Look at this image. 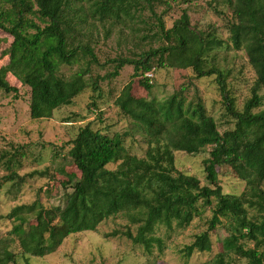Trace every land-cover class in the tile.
Listing matches in <instances>:
<instances>
[{"label":"trees","instance_id":"trees-1","mask_svg":"<svg viewBox=\"0 0 264 264\" xmlns=\"http://www.w3.org/2000/svg\"><path fill=\"white\" fill-rule=\"evenodd\" d=\"M166 2L0 0V30L12 38L0 59L6 60L0 66V91L17 93L6 81L7 75L27 87L30 119L50 118L55 110L72 105L86 89L97 93L98 78H89L91 66L98 61L88 39L94 31L107 37L111 27L132 23L135 52L112 59L113 70L105 78H115L120 69L131 66V77L140 78L138 83L149 94L148 73L156 68L191 69L197 78L214 76L233 124L219 133L201 102H187L184 90L164 100L137 98L131 94L129 81L114 103L140 132L146 143L144 153L131 154L124 133L109 135L90 124L78 129L67 155L79 177L71 174L61 183L71 189L64 205L44 207L35 201L0 216L12 223L8 239L0 240V264L44 258L70 235L95 232L103 221L117 215L135 226L134 233L128 228L122 234L152 254L154 246L163 248L155 235L160 227L185 229L206 208L211 209L207 229L183 247L186 260L195 253L211 252V232L224 220L229 234L221 242V251L201 264H239L238 260L264 264V113L256 112L262 101L259 92H264V0H225L230 8L227 40L234 50L244 51L255 76L251 96L240 110L227 93L226 76L216 60L223 44L220 35L192 26L185 10L171 28H165L155 8ZM76 64L77 71L62 72ZM207 147L208 157L202 162L207 184L201 186L196 177L176 169L174 152L195 155ZM110 164L117 166L108 169ZM12 167L13 160L7 165L5 180L18 188ZM223 167L244 182L240 194L223 192L218 173ZM11 242L19 252L9 249Z\"/></svg>","mask_w":264,"mask_h":264},{"label":"rangeland","instance_id":"rangeland-1","mask_svg":"<svg viewBox=\"0 0 264 264\" xmlns=\"http://www.w3.org/2000/svg\"><path fill=\"white\" fill-rule=\"evenodd\" d=\"M184 10L188 12L192 26L201 30L211 29L223 40L216 60L226 76L227 93L233 99L236 109L240 110L251 96L255 76L247 64L244 51L234 50L227 40L229 5L225 0H167L166 6L155 8L167 29L172 27ZM146 20L147 23L151 22ZM135 28L132 23L126 27L113 26L107 37L101 31H94L87 44L93 49L98 64L91 66L89 79L98 78L99 91L92 94L90 88L86 89L74 99L72 105L55 110L50 118L30 119L29 89L11 75L6 76V81L17 89V93L6 95L0 91V216H5L16 206L35 201H39L44 207L64 205L65 195L71 189L63 188L61 183L71 174L79 177L67 152L78 129L86 124L94 129H103L109 135L124 133L127 135L124 144L129 152L137 156L144 153L146 143L143 137L131 126L130 120L123 117L114 103L129 81L131 94L137 98L164 100L182 89L187 102H201L206 113L215 120L219 133L233 127L214 76L197 78L191 69L156 68L148 73L149 83L152 85L149 94L138 83L140 78L131 77V66L120 69L115 78H105L113 70L112 59L131 56L132 53L129 54L128 51L135 50ZM146 30L145 28L144 31ZM11 42V36L0 30V59ZM144 45L146 46V42ZM5 62L6 60H0V66ZM78 69L76 64L64 67L62 72L69 75ZM259 95L262 101L256 112L264 113V92L260 91ZM209 150L210 147H207L195 155L174 152L176 169L196 177L201 186L206 185L202 162L208 157ZM7 160L9 163L13 160L12 169L17 174L15 180L18 188L12 187L5 180L9 173ZM116 166L117 164H110L107 168L115 169ZM39 172L42 174H34ZM218 173L224 193L238 195L242 192L244 182L229 168H219ZM19 178L22 179L21 183ZM262 188L264 189V182ZM210 216L211 209L206 208L185 229L168 230L160 227L155 235L163 243L162 250L154 246L152 254H146L141 246L133 244L122 234L128 228L134 233L135 226L123 215H117L103 221L95 232L70 235L54 253L44 258H29L27 264H201L221 251V242L229 234L228 226L223 220V224L211 232V252L195 253L186 260L182 253L183 247L207 229ZM30 222L34 223L32 219ZM11 224L10 220L0 218V240L8 239L7 232ZM247 245L251 246L250 243ZM9 249L19 252L15 242L9 244ZM238 263L242 264L243 261L238 260ZM18 264L25 263L18 259Z\"/></svg>","mask_w":264,"mask_h":264}]
</instances>
